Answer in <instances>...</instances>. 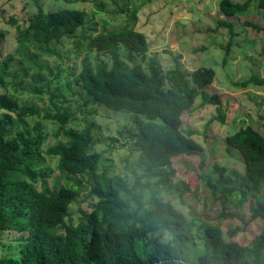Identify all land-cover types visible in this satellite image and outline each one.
Wrapping results in <instances>:
<instances>
[{
    "label": "trees",
    "instance_id": "1",
    "mask_svg": "<svg viewBox=\"0 0 264 264\" xmlns=\"http://www.w3.org/2000/svg\"><path fill=\"white\" fill-rule=\"evenodd\" d=\"M255 2L258 9H264V0ZM249 4L250 0H220L219 7L232 17L246 11ZM103 6L102 2L99 7ZM136 11H132L133 22ZM86 16L78 8L45 12L37 4L27 24H19L12 16L9 19L15 25L14 51L19 57L9 54L0 59L4 88L0 91V247L4 231L20 236L14 240L18 248L0 256V264H264V136L252 126H240L225 136L228 153L237 152L242 161L238 192L249 200L247 219L240 210L244 204L231 207V198L209 221L188 217L161 196L171 188L180 189L179 197L190 191L184 182H173L176 158L198 155L199 165L205 164L195 131L182 128L183 115L200 98V107L215 106L217 114L211 121L225 122L219 94L206 89L214 80L212 67H198L188 75L178 62L164 72L156 61L143 66L135 56L145 54L149 45L133 24L84 35L89 49L109 54L108 61L101 59L94 65L85 60L75 79L90 97L87 101L146 119L144 123L136 119L137 131L130 135L138 151L130 174L97 171L101 156L93 149V124L70 126L72 112L59 108L47 112L44 118L56 125L51 133L43 118L29 126L28 119L39 117L40 110L34 103L21 101L18 91L37 97L44 89L50 91L47 75L59 77L62 72L58 64L47 60L60 57L53 44L75 37ZM244 23L264 30L253 22ZM232 25L218 20V27H226L230 37ZM5 33L0 29V39ZM15 62L20 69H11ZM23 77L32 85L23 84ZM66 83L72 89L69 79ZM50 134L57 141L44 147ZM49 158L56 160L63 180L51 186L47 184L53 173ZM221 192L229 190L221 188ZM81 193L93 200L91 210L78 206L77 213L71 212L70 205L81 201ZM235 220L243 225L233 226ZM255 220L260 224L248 242L237 239ZM191 242L198 248L192 250Z\"/></svg>",
    "mask_w": 264,
    "mask_h": 264
},
{
    "label": "rangeland",
    "instance_id": "2",
    "mask_svg": "<svg viewBox=\"0 0 264 264\" xmlns=\"http://www.w3.org/2000/svg\"><path fill=\"white\" fill-rule=\"evenodd\" d=\"M231 1L243 3L245 0ZM102 2L104 6L101 8L99 6ZM219 2L220 0H0V29L6 31L0 39V59L9 54H14L16 59L19 57L14 51L16 32L15 25L9 22L11 16L19 24L25 25L28 18L36 13L37 4L45 12L68 7L82 9L87 14L85 25L76 31L75 37L53 44L60 57L52 56L47 60L51 65L58 64L62 72L59 77L46 74L51 82L50 91L44 89L41 97L30 91H18L21 101L34 103L40 110L39 117L28 119L29 126L43 118L45 129L51 133L56 125L45 119L44 115L47 112L54 113L57 108L72 112L74 120L68 122L70 126L81 128L84 124H93V149L101 156L96 165L97 171H105L108 175L130 174L131 164L138 154L130 135L137 131L135 120L144 123L146 119L142 115L130 114L127 110L113 111L100 103L87 101L90 97L75 79L85 60L91 65L101 59L109 60V54L89 49L88 39L84 35L94 36L119 29L127 23L133 24L137 31L144 33L149 45L145 54L135 56V61L143 66L156 61L164 72L166 67L178 62L188 75L198 67H212L215 70L214 80L206 89L209 93L219 94L225 115L224 123L211 121L217 114L215 106L208 104L200 107V98L196 100L194 108L183 115L182 128L195 131L194 137L203 147L205 164L199 165L198 155L176 158L173 162L176 168L173 182H184L190 191L179 197L180 189L171 188V192L161 193L162 198L170 200L188 217L209 221H214L225 200L231 198V207L244 204L240 210L243 218L247 219L249 200L238 192L242 161L237 152L228 153L225 136L240 126L248 125L264 136V30L244 23L253 22L263 27L264 9H258L255 0H250L246 11L227 17L220 11ZM134 8L137 11L133 22L131 18ZM219 19L233 23L232 37L226 27H218ZM93 27L96 28L95 31L92 30ZM11 69H20V66L15 62ZM23 79V84L32 85L29 78ZM67 79L71 81L72 89L67 88ZM3 89L0 84V91ZM56 141L57 138L50 134L44 147ZM49 165L53 168V173L47 179V184L51 186L56 181L63 182L59 178L54 158H49ZM198 172L202 173L201 176ZM221 188L229 192L223 194ZM85 193L79 195V203L70 205L71 212L77 213L78 206L91 210L89 203L93 200L91 197L85 199ZM143 199L148 201L149 192ZM259 224V220L250 222L236 238L248 242ZM235 225L243 224L235 220L233 226ZM17 236H20L19 232H3L4 244L0 247V256L10 254L18 248V243L14 241ZM190 245L192 250L198 248L195 242Z\"/></svg>",
    "mask_w": 264,
    "mask_h": 264
}]
</instances>
